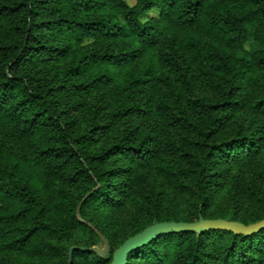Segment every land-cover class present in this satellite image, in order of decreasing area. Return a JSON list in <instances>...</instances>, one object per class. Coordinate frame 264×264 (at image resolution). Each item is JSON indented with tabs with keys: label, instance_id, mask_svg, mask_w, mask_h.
I'll return each instance as SVG.
<instances>
[{
	"label": "trees",
	"instance_id": "obj_1",
	"mask_svg": "<svg viewBox=\"0 0 264 264\" xmlns=\"http://www.w3.org/2000/svg\"><path fill=\"white\" fill-rule=\"evenodd\" d=\"M250 42L261 51L250 54ZM189 58L234 90L241 81L256 82L264 72V0H0V151L15 138L36 168L25 173L21 163L0 155V207L8 211L0 213V253L48 262L75 249L72 264H111L118 241L124 244L155 224L191 223L162 215L170 204L164 191L152 198L150 225L134 218L135 231L124 238L118 222L131 209H144L138 184L179 183L172 168L157 167L154 140L133 119L156 113L164 126L190 127L168 105L164 89L156 104L136 102L145 86L180 75ZM118 82L125 85L127 105L99 96ZM195 109L212 137L219 134L218 113H229L226 120L244 105L229 98L197 100ZM252 109L264 120V97ZM86 112L87 124L81 119ZM251 132L193 157L194 187L200 190L194 221L211 219L208 209L225 188L230 167L264 156V128ZM222 165L229 168L222 171ZM42 185L50 199L41 194ZM53 203L67 218L49 216ZM88 211L104 216L106 227L89 219ZM106 242L109 258L86 251ZM127 264H264V229L249 236L219 230L166 234L130 253Z\"/></svg>",
	"mask_w": 264,
	"mask_h": 264
},
{
	"label": "rangeland",
	"instance_id": "obj_2",
	"mask_svg": "<svg viewBox=\"0 0 264 264\" xmlns=\"http://www.w3.org/2000/svg\"><path fill=\"white\" fill-rule=\"evenodd\" d=\"M128 2L132 5L134 0H128ZM85 44L90 45L93 43L86 42ZM246 48L250 54L261 51L260 46L253 42L246 45ZM198 67L199 65L193 59L189 58L187 63L181 65L180 75L173 73L168 83L157 82L153 88L145 86L144 89H141L136 94L138 96L136 102H152L156 104V98L162 95L161 89H164L167 92L168 105L174 108L175 114L178 117L188 120L190 127L172 128L164 126V117L156 113H151L146 118L133 119V124L140 127L142 133L146 131L147 136H152L154 140L153 145L158 152L159 158L157 167L160 166L163 170L172 168V171L179 179V183H173V179H165L162 181V184L161 182L158 184L156 182L151 184H138L136 189L141 192V198L145 203V207L140 210L141 212L136 209H131L118 218V222L121 224L119 234L123 235L124 238L130 237L134 233V227L130 225L134 218L141 220L142 227L150 225L154 216L152 198L157 193L161 194L162 191H164V195H168L166 201L170 202L168 209L162 213L164 217L174 215L178 220L184 218L190 220L191 223L199 222L200 220L194 221L195 219H193L194 213L200 210L199 206L194 205L197 203L200 190L198 191L194 187L195 178L193 172L197 165L193 157L201 156L210 144H220L227 140L241 138L246 134H250L251 130L253 132L257 128H264V120L259 118L252 109V104L256 99L264 97V72L259 74L260 76L256 78V82H251L243 86L244 82L241 81L238 87L240 89L234 90L230 84L219 81L217 78L212 77L206 70L199 69ZM163 75L165 79L166 74L163 73ZM179 80H186L188 84L184 85ZM124 88V83L118 82L111 87L100 89L99 96L103 98V101L111 103L113 102L112 99L117 97L121 103L127 105L129 97L124 92ZM230 92H232V95L229 97ZM225 98H229L233 102L236 100L243 103L244 110L240 114L231 115L226 120L224 119L226 116H229V113H218L219 118H221L218 128L219 134L208 137L210 131L206 128L202 116L196 111L195 102L197 100H204L208 104H214ZM81 119L86 124L91 122V117L87 112L84 113ZM121 126L123 128L122 124ZM192 126L200 127L202 130L201 134H198L199 132L196 130H191ZM25 148L27 147L21 145L15 138L11 137L6 142L5 148L3 147V150L0 151V155L2 157L3 153L5 155L3 159L8 163H21L26 173L33 170L35 164L27 159V149ZM171 148L178 151L172 152ZM228 168V165H222L220 170L223 171ZM223 181L225 182V188L220 189L221 192L219 191V194H215L213 205L208 209V215L211 219L206 218L205 220H218L217 218L221 216L223 218H235L237 222L244 220L246 223H250L251 220L258 216L264 217V156H259L252 162L244 161L240 162L239 165L230 167V171ZM181 184L187 186L189 189H178ZM41 187L43 189L41 194L49 198L45 187L43 185ZM172 200L174 202H171ZM60 202L65 203L63 200ZM57 206L56 203L50 205L49 216L60 220L65 217L67 218V214L61 212ZM0 213L5 214L8 211L0 207ZM87 215L89 219H92L101 228L106 227L107 222L104 220V216L95 215L90 213V211H88ZM78 216L81 219L80 214ZM121 241H118L115 245L114 253L123 246ZM102 248L104 249V246ZM102 248L98 249L103 250ZM70 250L64 253L62 258L48 262L41 259H29L17 253H0V261L3 264H69ZM110 255L111 252L107 258ZM77 264H83V262H78Z\"/></svg>",
	"mask_w": 264,
	"mask_h": 264
},
{
	"label": "water",
	"instance_id": "obj_3",
	"mask_svg": "<svg viewBox=\"0 0 264 264\" xmlns=\"http://www.w3.org/2000/svg\"><path fill=\"white\" fill-rule=\"evenodd\" d=\"M80 210H78L79 214ZM264 229V220L246 226L240 222H230L227 220H204L201 219L199 222L196 223H162V224H155L147 229H145L142 233L136 235L135 237L126 241L123 246L118 249L113 256L112 264H127L128 256L134 250L141 248L144 245L149 244L154 239L171 233H202L205 231H227L236 235L241 236H249L253 235L261 230ZM75 249L70 251V261L69 264H72V255ZM92 253L97 254L101 258H106L110 253V246L106 242V246L103 250L98 249H90L86 250Z\"/></svg>",
	"mask_w": 264,
	"mask_h": 264
}]
</instances>
